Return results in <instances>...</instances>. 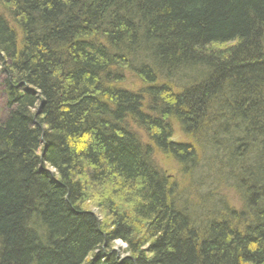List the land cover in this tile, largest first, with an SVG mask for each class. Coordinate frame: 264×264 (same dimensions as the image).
<instances>
[{"label":"trees","instance_id":"16d2710c","mask_svg":"<svg viewBox=\"0 0 264 264\" xmlns=\"http://www.w3.org/2000/svg\"><path fill=\"white\" fill-rule=\"evenodd\" d=\"M0 105V264H264V0H0Z\"/></svg>","mask_w":264,"mask_h":264},{"label":"rangeland","instance_id":"374dc122","mask_svg":"<svg viewBox=\"0 0 264 264\" xmlns=\"http://www.w3.org/2000/svg\"><path fill=\"white\" fill-rule=\"evenodd\" d=\"M135 80L131 75H128V83L131 84H135ZM2 114V105H0V115ZM176 130V134L174 136V138L171 140L173 141V143H186L188 138L185 137V135L182 133V131L179 129V127L175 128ZM143 136V135H142ZM156 156H155V161L156 164H158V166L160 167V169L162 170V172L165 175H168L169 178H171V180L173 182H177V184H179L178 186H180L181 189H183V197L186 198V201L190 202L191 201V205L189 206L191 215L193 218L197 217L199 215L200 212H202L203 207H201V199L200 198H206V197H211L212 198V204L211 206L217 202L220 198L222 199L223 197L226 199V201L228 202L229 206L231 209H237L240 210L242 205H240L237 194H235V192H233L232 190L227 191L224 190L222 188H220L219 186H217L216 184H211L210 180H207L206 176L204 174H209L207 172H205V170L200 169L199 171H194L192 172L191 177H189V180L185 181L182 179L181 175H180V168L177 164H175L174 160L170 157V156H164L163 154L159 153L158 151L155 152ZM190 167L187 169L189 171ZM223 173L228 174V171L224 170ZM202 175H204L203 177H201ZM203 181L202 183H207L208 186H204L200 185L197 186L196 184H198L196 181ZM197 189L199 190L197 193ZM208 199V198H207ZM92 212L94 213H98L96 212V210H93ZM97 219L100 220L99 215H97ZM125 245L120 243V242H116L114 243V249L116 252L119 253V255H121V257H123V251L125 249Z\"/></svg>","mask_w":264,"mask_h":264},{"label":"bare ground","instance_id":"6f19581e","mask_svg":"<svg viewBox=\"0 0 264 264\" xmlns=\"http://www.w3.org/2000/svg\"><path fill=\"white\" fill-rule=\"evenodd\" d=\"M96 217H98L97 215H96V213H94V212H92Z\"/></svg>","mask_w":264,"mask_h":264}]
</instances>
